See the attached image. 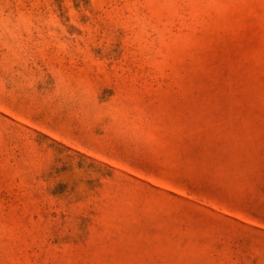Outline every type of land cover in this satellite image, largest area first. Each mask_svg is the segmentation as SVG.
<instances>
[{
    "label": "rangeland",
    "instance_id": "374dc122",
    "mask_svg": "<svg viewBox=\"0 0 264 264\" xmlns=\"http://www.w3.org/2000/svg\"><path fill=\"white\" fill-rule=\"evenodd\" d=\"M0 264H264V0H0Z\"/></svg>",
    "mask_w": 264,
    "mask_h": 264
}]
</instances>
